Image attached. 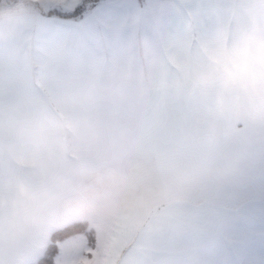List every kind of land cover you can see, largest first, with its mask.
I'll return each instance as SVG.
<instances>
[{
	"label": "crops",
	"instance_id": "obj_1",
	"mask_svg": "<svg viewBox=\"0 0 264 264\" xmlns=\"http://www.w3.org/2000/svg\"><path fill=\"white\" fill-rule=\"evenodd\" d=\"M232 123L259 147L264 0L0 15V264H31L78 220L96 244L66 238L57 264L184 261L176 248L158 251L173 242L161 222L154 236L152 212Z\"/></svg>",
	"mask_w": 264,
	"mask_h": 264
},
{
	"label": "rangeland",
	"instance_id": "obj_2",
	"mask_svg": "<svg viewBox=\"0 0 264 264\" xmlns=\"http://www.w3.org/2000/svg\"><path fill=\"white\" fill-rule=\"evenodd\" d=\"M83 1L0 0V15L69 11ZM86 1L84 16L109 0ZM240 127L232 123L230 133L217 132L210 140L214 151L208 163L198 165L193 177L173 182L176 195L159 200L165 202L153 210L154 236L160 234L161 222V237L173 242L158 251L176 248L183 255L184 261L167 264H264V133L255 148V142L241 141Z\"/></svg>",
	"mask_w": 264,
	"mask_h": 264
},
{
	"label": "trees",
	"instance_id": "obj_3",
	"mask_svg": "<svg viewBox=\"0 0 264 264\" xmlns=\"http://www.w3.org/2000/svg\"><path fill=\"white\" fill-rule=\"evenodd\" d=\"M94 2L98 0H93ZM87 1L81 2L75 9L69 11H61L57 9L43 11L47 15H56L63 18L69 19H80L85 15L87 10L86 6ZM79 233H85L88 237V243L91 247H94L96 244V237L94 230L90 227L87 221L78 220L71 222L61 228L55 229L47 243L44 252L40 257L32 262L31 264H57L56 256L59 253V244L71 236L77 235Z\"/></svg>",
	"mask_w": 264,
	"mask_h": 264
}]
</instances>
